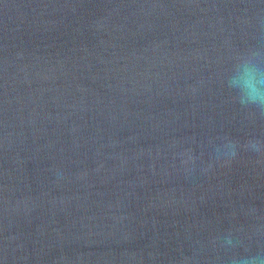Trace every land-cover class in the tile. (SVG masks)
<instances>
[{
  "label": "water",
  "instance_id": "obj_1",
  "mask_svg": "<svg viewBox=\"0 0 264 264\" xmlns=\"http://www.w3.org/2000/svg\"><path fill=\"white\" fill-rule=\"evenodd\" d=\"M252 53L264 0H0V264L264 253Z\"/></svg>",
  "mask_w": 264,
  "mask_h": 264
},
{
  "label": "clouds",
  "instance_id": "obj_2",
  "mask_svg": "<svg viewBox=\"0 0 264 264\" xmlns=\"http://www.w3.org/2000/svg\"><path fill=\"white\" fill-rule=\"evenodd\" d=\"M256 56L257 53H252L238 59L234 74L228 79V87L236 92L241 105L253 106L264 112V67L260 66ZM233 154L231 144L223 145L220 155ZM232 264H264V253L236 258Z\"/></svg>",
  "mask_w": 264,
  "mask_h": 264
}]
</instances>
